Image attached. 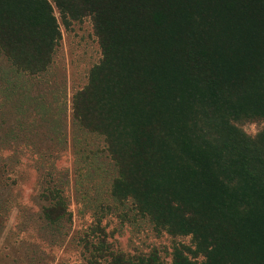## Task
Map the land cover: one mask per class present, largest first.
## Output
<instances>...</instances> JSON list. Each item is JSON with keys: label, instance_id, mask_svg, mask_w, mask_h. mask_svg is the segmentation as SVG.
Returning a JSON list of instances; mask_svg holds the SVG:
<instances>
[{"label": "trees", "instance_id": "trees-1", "mask_svg": "<svg viewBox=\"0 0 264 264\" xmlns=\"http://www.w3.org/2000/svg\"><path fill=\"white\" fill-rule=\"evenodd\" d=\"M85 19L102 59L72 113L105 140L113 199L158 233L192 238L171 264H264V129L243 130L264 126V0H0V61L15 87L47 76L62 27ZM44 198L49 225L69 220ZM105 243L86 264H165Z\"/></svg>", "mask_w": 264, "mask_h": 264}, {"label": "rangeland", "instance_id": "rangeland-1", "mask_svg": "<svg viewBox=\"0 0 264 264\" xmlns=\"http://www.w3.org/2000/svg\"><path fill=\"white\" fill-rule=\"evenodd\" d=\"M62 31L48 75L20 78L25 87H15V72L0 61V264H86L103 242L115 253H156L171 264L174 248L192 247V238L158 233L132 202L113 199L118 169L105 140L73 118L72 98L102 59L92 21ZM41 95L42 106L34 103ZM262 129L243 126L251 137ZM49 194L68 221L46 222Z\"/></svg>", "mask_w": 264, "mask_h": 264}]
</instances>
